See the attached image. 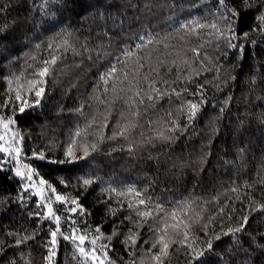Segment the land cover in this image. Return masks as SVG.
Masks as SVG:
<instances>
[{
	"label": "trees",
	"instance_id": "obj_1",
	"mask_svg": "<svg viewBox=\"0 0 264 264\" xmlns=\"http://www.w3.org/2000/svg\"><path fill=\"white\" fill-rule=\"evenodd\" d=\"M5 2L0 0V7ZM52 3L56 7L51 11L56 15L46 19L59 21L55 26L44 31L37 24L26 32L15 30L7 40H0V114L5 111L9 87L5 77L31 73L33 55L37 61L48 59L47 45L59 42L61 29L67 31L70 35L64 38L76 51L60 50L62 61L48 78L41 104L26 109L24 114L17 113L18 124L13 128L23 137L22 162L33 163L58 191L81 196L87 214H73L79 220L78 230L87 229L91 236L99 224L105 234H110L114 228L126 231L132 226L131 219H124L126 216L138 219L135 210L128 209V195L110 192L109 185L117 192L134 186L145 199L163 205L166 213L175 208L179 218L191 217L195 221L191 231L198 237L204 236V223L210 233L230 224L235 226L249 204L264 202V36L250 33L241 54L238 48L229 49L225 38L211 27H181L193 19L212 24L219 17V0H104L112 7L108 9L110 16L103 19L89 7L95 0ZM31 4L32 0H11L9 12L0 14V25L23 16L31 10ZM33 19L40 20L39 11ZM148 32L152 34L151 42L135 49L139 41L133 34ZM37 44L41 47H35ZM5 45L10 56L4 54ZM125 46L131 47L130 57L120 51ZM84 47L90 51H83ZM194 48H199L198 54ZM113 66L117 72L108 75ZM148 79L155 82L158 93L152 91ZM198 84L203 85L200 91L204 102L189 122L185 102L193 99L191 93L197 91ZM171 88L188 91L178 96ZM33 98L34 94L29 100ZM81 104L80 111H71ZM7 113H12L11 105ZM78 126L87 132V136L82 133L78 137L80 143L98 142V150L91 153V159L85 158V163L53 164L31 156L32 151L43 150L46 156L63 160ZM121 127L126 128L125 134L113 136ZM128 144L134 149L130 151ZM89 173L99 179L87 189L82 184L77 186V178ZM11 175L5 163L0 172V243L7 240V244L0 252V264H8L13 258L16 264H45L44 244L53 222L29 215L30 211H42L35 203L38 197L29 190L22 207L20 178L9 180ZM61 179L69 181L68 185ZM109 205L116 211L115 216L107 211ZM184 208L186 215L181 211ZM257 220H264V214ZM62 224L65 231L69 230L68 223ZM149 227L140 230L138 246L132 249L122 243L123 235L113 238L112 247H107V239H99L96 246L104 245L108 252L104 264H154L146 252L151 247ZM8 231L13 232L12 237H6ZM26 235L29 239L24 240ZM16 238L23 243L15 245ZM86 244L92 247L90 242ZM57 252L53 264H94L90 257L74 259V245L62 236ZM187 259L185 246L176 243L165 264H187ZM245 259L242 251L234 253L232 264H244Z\"/></svg>",
	"mask_w": 264,
	"mask_h": 264
},
{
	"label": "snow or ice",
	"instance_id": "obj_2",
	"mask_svg": "<svg viewBox=\"0 0 264 264\" xmlns=\"http://www.w3.org/2000/svg\"><path fill=\"white\" fill-rule=\"evenodd\" d=\"M53 7H56V4L52 3V0H32L30 11L26 12L23 16L14 17L11 23L0 25V40H7L9 34L15 30L19 29L26 32L35 28L37 24L44 31H47L49 27H53L56 23H59V21H48L46 19L49 16L56 15L55 12L51 11ZM89 7H93L94 14L98 13L103 19L110 16L108 9L112 5L104 3V0H95L94 5L89 4ZM10 8L11 0H6L4 5L0 7V14L9 12ZM36 11L40 13L39 21L33 19ZM216 12L219 13V17L214 18L213 23L210 25L207 22L202 24L193 19L181 24V27L183 28L188 24L192 25V29L190 30L205 26L211 27L215 29L219 36L225 38L229 49L238 48L241 54L246 49L250 33L258 32L264 36V0H219ZM123 23V20H121V27H123ZM61 32L63 35L59 42L53 41L47 45L49 50L48 59L37 61L35 55H33L32 59L35 63L30 66L33 69L31 73L19 75L12 73L10 76L5 77L9 87L3 105L5 111L0 114V129H3L2 134H0V153L3 154V159H0V172H3L5 163H7L8 171L12 173L8 179L20 178L19 192L22 194L19 195V201L22 207L25 206V196L29 190L34 192V197H38L35 203L42 211H30V216L47 218L53 222L49 226L47 242L44 244V247L47 249V255L44 257L45 264H53V257L58 255L57 249L59 237L61 236L65 241H71L74 245V259H79L80 256L85 258L90 257L94 264H104V260L108 258V252L105 250L104 245L96 246L99 239H107L110 242L107 247H112L113 238L123 235L124 239L122 243L125 247L132 249L138 246V240L141 237L140 230L149 225L151 247L147 248L146 252L151 254L150 259L154 264H165V258L169 256L170 248L176 243L185 246V255L188 258L187 264H232V255L234 253L239 254L241 251L246 258L244 264H264V220H257L258 217L264 214V202H255V206L249 204L248 210L237 219L235 226L230 224L226 228L222 227L219 231H212L210 233L207 223H204V236L198 237L191 231V227L195 223L191 217L187 219L179 218L175 208L171 213H166L163 205L154 203L151 198L145 199L142 191L134 186H127L124 191L117 192L115 187L109 185L108 190L110 192L117 193L118 195H128V209L135 210V216L138 219L126 216L124 219H131L132 226L128 227L126 231L114 228L110 234H105L99 224L95 225V231L91 236H89L87 229L80 228L78 230L76 225L79 224V220L73 214H87V210L81 202V196L58 191L55 185L45 179L43 175H40L38 168L33 163L22 162V154L24 153L23 137L13 128V125L18 124L19 117L16 115L17 113L24 114L26 109L41 104L47 91L48 78L55 74L58 63L62 61L60 50L63 48L67 51L69 48H72L73 51H76L69 43V40L64 38L70 34L63 29H61ZM133 38L139 41L134 44L135 49L139 50L151 42L152 34L150 32L144 35L133 34ZM251 42L253 44L256 43L255 40ZM117 43L119 44V41ZM35 47L39 48L41 45L37 44ZM83 51L89 52L90 49L84 47ZM100 51L101 49L98 48V56ZM120 51L125 57L132 55V50L129 46L121 48ZM199 51V48L193 49L194 53L198 54ZM4 54L11 55L7 45L4 47ZM15 59L16 57L13 56L12 60ZM89 59H91V56ZM140 67H143V65L141 64ZM116 72L117 68L113 66L108 70L107 74L114 76ZM196 74L198 75V73ZM104 78L107 81V77L104 76ZM187 78L191 80L192 76H188ZM255 79L254 76L253 82H255ZM148 82L152 85V91L158 93L155 82L151 79H148ZM202 88L203 85L198 84L197 91L191 93L193 99H188L185 102L189 122L196 117L198 110L204 102L202 99L204 94L200 91ZM170 90L178 96L188 91L187 88L179 90L171 88ZM197 92L200 94L199 97H197ZM33 94L34 98L29 100V97L33 96ZM9 105L12 106L11 114L7 113ZM184 107L185 105H181V108ZM82 108L83 104L71 111H80ZM105 123H107L106 120ZM172 127L175 128L177 125H173ZM125 132L126 128L121 127L118 133H113V136L124 135ZM82 133L87 136L86 129L78 126L75 134L70 138V143L66 146L63 160L56 157H48L43 150L39 153L32 151L31 156L38 157L39 160H48L53 164H73L77 161L85 163V158L91 159V153L98 150V142L92 141L88 143L85 141L84 143H80L78 137ZM157 135H163V133H157ZM103 138L101 137V139ZM127 147L130 151L134 149V145L132 144H128ZM239 151L243 152L244 149H240ZM36 177H39V179H36ZM97 179H99L98 176L90 173L86 174L83 177L77 178V186L82 184L87 189V186L92 185ZM60 182L66 186L69 183L65 179H61ZM133 196L135 197L134 203L132 202ZM6 199L11 200L12 198L7 197ZM57 202H59V206H57ZM153 203L154 206L149 207V204ZM65 205L67 206L66 208L63 207ZM120 206L123 207L122 202H120ZM107 211L111 212L113 216L116 215V211L113 210L111 205H109ZM181 211L185 215L187 214V208L181 209ZM220 211L223 212L224 210L220 209ZM161 213L164 214L161 215ZM199 218L198 214L196 220H199ZM228 219H232V213H229ZM253 220H257L255 225H253ZM62 221L70 225L69 230L65 231L63 229ZM250 229L253 230L250 231ZM5 235L6 237H12L13 232L8 231ZM27 239L29 237L26 235L24 240ZM13 242L15 245L23 243L18 238L14 239ZM86 242L91 243L92 247L90 249L87 247ZM6 244L7 240L0 243V252L4 251ZM221 245L226 246L221 247ZM157 248L159 249L158 251L155 250ZM100 257L103 258L101 259ZM8 264H16L15 259H10Z\"/></svg>",
	"mask_w": 264,
	"mask_h": 264
}]
</instances>
